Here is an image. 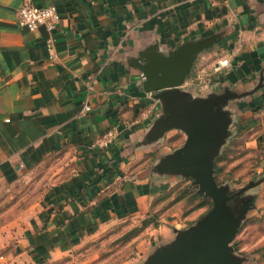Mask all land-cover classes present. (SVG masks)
<instances>
[{"label":"crops","instance_id":"crops-1","mask_svg":"<svg viewBox=\"0 0 264 264\" xmlns=\"http://www.w3.org/2000/svg\"><path fill=\"white\" fill-rule=\"evenodd\" d=\"M32 2L54 5L59 13L52 52L43 27H19L22 0H0V190L55 151L66 149L75 163L69 178L48 195L46 211L31 216L11 247H0V264L50 262L100 225L146 215L153 193L175 180L152 171L177 149L165 145L170 131L143 144L161 115L134 65L150 45L167 53L220 35L197 56L180 88L194 97L225 89L245 94L228 102L229 130L242 131L247 147L261 149L264 171V0ZM199 56L206 61L197 73L211 78L209 90L189 85ZM222 59L230 65L214 72ZM85 101L90 111L81 117ZM111 126L119 129L113 146L92 149ZM262 188L259 197L264 181Z\"/></svg>","mask_w":264,"mask_h":264},{"label":"rangeland","instance_id":"rangeland-1","mask_svg":"<svg viewBox=\"0 0 264 264\" xmlns=\"http://www.w3.org/2000/svg\"><path fill=\"white\" fill-rule=\"evenodd\" d=\"M201 56L193 76L206 61ZM167 136L165 145L171 150L185 140V135L177 130ZM245 138L242 131H231L214 160L218 169L214 173L216 183L228 186L232 192L264 178L261 149L247 147ZM74 163V155L66 149L55 151L0 190V247H11L31 216L45 210L48 195L69 178ZM263 181L230 202L234 206L241 200H252V209L230 243L240 264H264V197H259ZM197 189L191 179L176 177L166 188L153 193L146 215L100 225L42 264H142L156 248L174 239L176 230L187 229L211 209V200L198 194ZM197 195L206 197L210 204L200 208V200L194 198Z\"/></svg>","mask_w":264,"mask_h":264},{"label":"water","instance_id":"water-1","mask_svg":"<svg viewBox=\"0 0 264 264\" xmlns=\"http://www.w3.org/2000/svg\"><path fill=\"white\" fill-rule=\"evenodd\" d=\"M219 38L220 35L213 34L185 42L167 53L153 44L141 51L135 60L134 65L143 78L144 93L152 94L161 106V115L144 136L143 144L157 142L172 130L185 135L180 147L154 164L153 173L191 179L198 188L197 193L212 202L211 209L201 219L187 229L176 230L174 239L156 248L142 264L241 263L230 243L252 209V200L247 198L234 206L230 202L263 179L232 192L228 186L216 183L214 160L231 134L228 102L245 94L225 89L221 93L194 97L180 88L197 56L211 49Z\"/></svg>","mask_w":264,"mask_h":264},{"label":"built area","instance_id":"built-area-1","mask_svg":"<svg viewBox=\"0 0 264 264\" xmlns=\"http://www.w3.org/2000/svg\"><path fill=\"white\" fill-rule=\"evenodd\" d=\"M60 21L59 13L54 5L37 6L32 0H22V4L18 10V25L21 29L28 32H35L38 28L43 27L48 37L46 45L52 52L53 40L51 34L56 30ZM230 65L228 59H222L214 66V72H218ZM213 81L207 75L197 73L193 80L189 83L191 87H196L203 90H209L212 87ZM90 111V106L85 101L80 109L79 116H85ZM119 136L117 126L109 127L105 132L97 136L90 147L95 150H107L113 146Z\"/></svg>","mask_w":264,"mask_h":264},{"label":"trees","instance_id":"trees-1","mask_svg":"<svg viewBox=\"0 0 264 264\" xmlns=\"http://www.w3.org/2000/svg\"><path fill=\"white\" fill-rule=\"evenodd\" d=\"M218 159L219 158H217L216 161ZM216 172H218V169L216 168V165H214V173H216ZM194 198H196L197 200H200L199 201V207L200 208L205 207V206H208L210 204V201H208V199H206V197H204L203 195H197V196H194Z\"/></svg>","mask_w":264,"mask_h":264}]
</instances>
